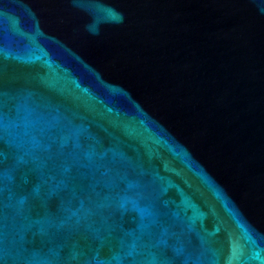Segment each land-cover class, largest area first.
Wrapping results in <instances>:
<instances>
[{
  "label": "water",
  "instance_id": "obj_1",
  "mask_svg": "<svg viewBox=\"0 0 264 264\" xmlns=\"http://www.w3.org/2000/svg\"><path fill=\"white\" fill-rule=\"evenodd\" d=\"M0 264H264V0H0Z\"/></svg>",
  "mask_w": 264,
  "mask_h": 264
}]
</instances>
